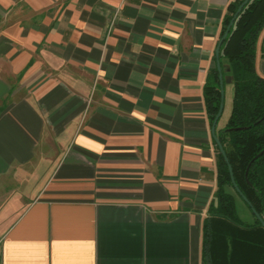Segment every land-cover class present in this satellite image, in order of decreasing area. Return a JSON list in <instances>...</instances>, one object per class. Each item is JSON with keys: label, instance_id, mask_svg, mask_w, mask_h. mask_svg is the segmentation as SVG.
Returning <instances> with one entry per match:
<instances>
[{"label": "crops", "instance_id": "0c3cea01", "mask_svg": "<svg viewBox=\"0 0 264 264\" xmlns=\"http://www.w3.org/2000/svg\"><path fill=\"white\" fill-rule=\"evenodd\" d=\"M239 1L0 0V264H206L204 85Z\"/></svg>", "mask_w": 264, "mask_h": 264}, {"label": "trees", "instance_id": "16d2710c", "mask_svg": "<svg viewBox=\"0 0 264 264\" xmlns=\"http://www.w3.org/2000/svg\"><path fill=\"white\" fill-rule=\"evenodd\" d=\"M242 1L228 5L220 37ZM259 1L248 0L244 4L220 46V49L224 50L232 76V101L229 117L225 126L218 129L217 136L231 165L233 179L249 203V205L246 202L245 204L250 210L254 208L262 217L264 212V76L257 72L255 59L257 40L264 27V10L253 19ZM218 75L216 67L211 69L210 76L204 85L206 112L211 124L221 100ZM216 150V206L209 207V217L203 223L204 262L206 264H264V227L255 216L253 223H245L238 218L234 195L240 198L241 196L233 187L227 162L217 145ZM261 151L263 152L259 154ZM248 164H250L249 169L245 174ZM215 219L216 223H213L212 220Z\"/></svg>", "mask_w": 264, "mask_h": 264}, {"label": "water", "instance_id": "95a60500", "mask_svg": "<svg viewBox=\"0 0 264 264\" xmlns=\"http://www.w3.org/2000/svg\"><path fill=\"white\" fill-rule=\"evenodd\" d=\"M248 0H243L239 6L237 7L232 19L230 20L229 22V25L226 27V30L224 31L223 35L221 36V38L219 39L218 41V44L216 46V49H215V56H216V68H217V71L219 73L218 75V79H219V87H220V94H221V100H220V104H219V108H218V111L212 121V124H211V135H212V138L213 140L215 141L218 149H219V152L223 155L225 161L227 162V165H228V169H229V173H230V178H231V182L233 184V187L235 188L236 192L241 196V198L244 200V202H246L248 205L249 203L247 202V199L241 194L239 188L237 187V184L235 183L234 179H233V174H232V168H231V165L229 164L228 162V158L225 154V151H224V148H223V145L221 144L217 134H216V124H217V121L219 120L220 116H221V113H222V110H223V97H224V90H223V86H224V81L226 80L225 78H223V74H222V66L220 64V59H219V55H220V46L222 44V42L224 41L225 37L227 36V33L230 29V26L232 25L235 17L237 16V14L240 12V10L242 9V7L244 6L245 3H247ZM228 70H230V67H228ZM231 80H232V76H231ZM263 151H261L259 154H261ZM249 165L246 167V170H245V174H247L248 172V169H249ZM254 216L256 218H258L259 222L262 224V226L264 227V219L260 216V214L254 209L252 208L251 209Z\"/></svg>", "mask_w": 264, "mask_h": 264}, {"label": "rangeland", "instance_id": "374dc122", "mask_svg": "<svg viewBox=\"0 0 264 264\" xmlns=\"http://www.w3.org/2000/svg\"><path fill=\"white\" fill-rule=\"evenodd\" d=\"M230 85H231V83H227V80L224 81L223 110H222L221 116L218 120L219 125L224 124L225 120L227 119V115L231 110V90L232 89H231ZM234 198H235V206H236L237 213L243 218V213L245 212L247 207L244 204V201H242V199L239 196L234 195Z\"/></svg>", "mask_w": 264, "mask_h": 264}]
</instances>
